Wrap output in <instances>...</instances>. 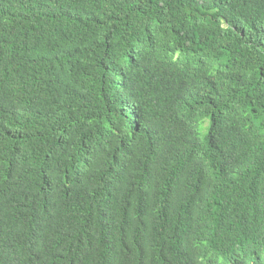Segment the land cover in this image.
<instances>
[{
  "label": "trees",
  "instance_id": "1",
  "mask_svg": "<svg viewBox=\"0 0 264 264\" xmlns=\"http://www.w3.org/2000/svg\"><path fill=\"white\" fill-rule=\"evenodd\" d=\"M0 264H264V0H0Z\"/></svg>",
  "mask_w": 264,
  "mask_h": 264
},
{
  "label": "rangeland",
  "instance_id": "2",
  "mask_svg": "<svg viewBox=\"0 0 264 264\" xmlns=\"http://www.w3.org/2000/svg\"><path fill=\"white\" fill-rule=\"evenodd\" d=\"M205 133V130L203 129V133L202 134H204Z\"/></svg>",
  "mask_w": 264,
  "mask_h": 264
}]
</instances>
